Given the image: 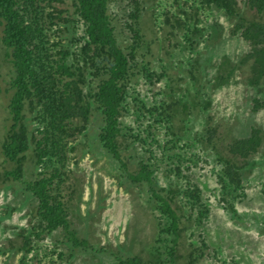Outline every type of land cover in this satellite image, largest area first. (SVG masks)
Returning a JSON list of instances; mask_svg holds the SVG:
<instances>
[{
	"label": "rangeland",
	"instance_id": "1",
	"mask_svg": "<svg viewBox=\"0 0 264 264\" xmlns=\"http://www.w3.org/2000/svg\"><path fill=\"white\" fill-rule=\"evenodd\" d=\"M148 5L145 44L150 47L137 49L138 66L121 117L126 128L121 158L127 166L99 141L103 122L96 107L87 129L48 164L46 175L55 173L52 191L65 203L69 230L88 242V248L73 252L63 227L42 239L32 235L30 252L18 249L19 234H28L36 222L37 200L28 184L45 169L30 143L19 154L25 156L21 173L10 175L17 165L4 154L12 124L7 107L12 68L0 26V264H119L116 256L136 255L171 264L172 236L162 232L170 220L150 190L162 188L180 191L175 200L184 232L173 264H264V108L252 110L254 97L264 99V82L260 91L248 83L249 64L241 59L250 45L232 33L234 21L224 10L201 0H150ZM239 7L247 18H260L242 0ZM116 15L122 17L119 10ZM82 27L78 23L74 34H83ZM220 74L230 79L217 86L214 76ZM37 125L27 121L30 134ZM208 126L223 137L220 146L248 136L253 127L261 130V145L248 159L241 187L223 178L218 154L204 143ZM141 162L155 170L151 184L127 177ZM196 189L199 197L192 194Z\"/></svg>",
	"mask_w": 264,
	"mask_h": 264
},
{
	"label": "trees",
	"instance_id": "2",
	"mask_svg": "<svg viewBox=\"0 0 264 264\" xmlns=\"http://www.w3.org/2000/svg\"><path fill=\"white\" fill-rule=\"evenodd\" d=\"M149 1L0 0L1 40L12 68V95L7 106L12 124L6 135L4 154L8 160L16 161L14 174H10L15 178L21 173L25 157L19 154L33 143L36 162L45 169L28 184L29 191L37 200L36 222L28 234H19L23 240L19 250L30 252L34 240L32 235L42 239L61 227L66 232L71 252L88 248L86 239L80 238L74 229L69 230L65 203L52 191L55 173L46 175V172L50 168V160L59 155L69 139L87 129L93 107L100 112L103 122L99 141L114 159L127 166L121 158V149L126 141V128L121 117L127 111L129 86L138 66L137 49L148 46L145 42L148 41ZM201 1L207 7L224 10L234 21L232 33L249 43L250 48L242 57L241 64H249L251 75L248 83L260 91L264 82V0H242L244 7L261 19L247 18L239 7V0ZM113 5L116 8H112ZM118 10L121 18L116 15ZM78 23L83 26V34L77 36L74 30ZM194 31L200 30L195 28ZM70 33L71 43L68 42ZM129 37L132 42L126 43ZM191 76L199 81L194 73ZM214 77L217 86L228 83L230 79V76L221 74ZM252 102L254 112L264 108V99L254 97ZM206 104L211 105V101L207 100ZM181 108V111H186L188 106L183 103ZM28 120L38 122L32 134L27 126ZM210 121L208 118L207 122ZM184 125L182 121L181 126ZM205 131L208 135L204 143L212 146L211 149L218 154L223 178H228L235 188L241 187L248 159L261 145V130L253 127L248 136L235 138L226 146L216 144L223 139L216 127L208 126ZM154 172L150 164L141 162L136 172L127 171V177L134 184H151ZM10 175L8 173L6 177ZM150 190L160 211L170 220L162 232L172 236L169 254L173 264L178 258L176 248L180 246L184 232L175 200L180 191L172 188L168 191L166 188ZM192 194L199 197L198 189ZM115 258L119 264H163L161 260L138 255L123 260L119 256Z\"/></svg>",
	"mask_w": 264,
	"mask_h": 264
}]
</instances>
